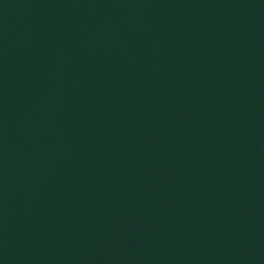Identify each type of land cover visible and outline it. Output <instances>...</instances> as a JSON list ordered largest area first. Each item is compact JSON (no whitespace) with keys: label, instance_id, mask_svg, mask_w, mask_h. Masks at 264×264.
<instances>
[{"label":"water","instance_id":"water-1","mask_svg":"<svg viewBox=\"0 0 264 264\" xmlns=\"http://www.w3.org/2000/svg\"><path fill=\"white\" fill-rule=\"evenodd\" d=\"M0 264H264V0H0Z\"/></svg>","mask_w":264,"mask_h":264}]
</instances>
